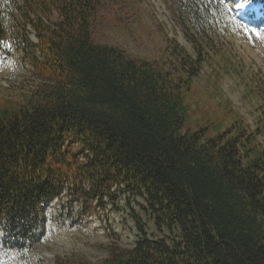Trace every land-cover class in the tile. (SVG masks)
I'll use <instances>...</instances> for the list:
<instances>
[{
	"label": "trees",
	"instance_id": "trees-1",
	"mask_svg": "<svg viewBox=\"0 0 264 264\" xmlns=\"http://www.w3.org/2000/svg\"><path fill=\"white\" fill-rule=\"evenodd\" d=\"M120 1L0 0L10 39L0 58L26 61L39 81L0 102V253L37 255L54 200L88 203L115 187L142 199L165 236L147 237L137 222L143 237L132 248L57 264H264V76L224 45L233 22L264 27V0H232L256 4L258 21L235 18L224 0H179L194 54L168 39L159 60L94 41L98 13ZM53 10L54 22L42 18ZM224 75L242 87L251 121L222 97ZM198 92L216 104L214 117L206 107L192 116Z\"/></svg>",
	"mask_w": 264,
	"mask_h": 264
},
{
	"label": "rangeland",
	"instance_id": "rangeland-1",
	"mask_svg": "<svg viewBox=\"0 0 264 264\" xmlns=\"http://www.w3.org/2000/svg\"><path fill=\"white\" fill-rule=\"evenodd\" d=\"M227 4L232 5L235 18L240 19L241 13L248 12H251L246 16L249 20H252V14L255 15L254 18L261 17L257 7L251 4L241 7L233 1H228ZM41 15L54 22L57 12L53 10L46 17ZM1 16L2 12V23ZM180 16L179 0H121L117 4L103 7L98 13L93 38L97 44L118 47L135 59L163 58V51L166 52L169 48L166 41L168 39L176 41L192 55L193 47L185 39ZM31 18L35 20L32 14ZM2 26L6 31L7 23L3 21ZM26 29L29 39L35 43L31 26H26ZM228 32V40L224 42V45L230 46L228 54L236 61L244 62L246 66L252 65L264 76V27L252 24L251 21L242 26L233 22ZM9 40L6 37L4 42ZM203 66L200 77L196 79V86L201 91L208 87L207 76L212 74L211 67L206 64ZM221 77L218 88L222 91V97L229 99L234 109L251 121L252 115L249 112L252 110L247 100L242 99V87L233 78L226 75ZM38 82L32 67L26 61L14 56L3 60L0 58V102L2 99L17 102L21 96L34 90ZM197 96L198 107H192V116L197 117L199 109L206 107L211 108L214 117L216 104L206 99L205 94L201 96L198 92ZM216 100L219 101L220 97L216 96ZM74 198L72 194H63L45 211L44 232L34 249L37 255L25 258L15 252H2L0 264H57L59 259L65 261L71 255L78 254L97 261L106 257V247L110 245H117L122 249L132 248L143 237L137 222L144 228L147 237L161 238L166 234L165 229L158 231L149 214L143 210L142 199L122 193L115 187L110 190L109 196H103L101 200L95 197L86 203Z\"/></svg>",
	"mask_w": 264,
	"mask_h": 264
},
{
	"label": "water",
	"instance_id": "water-1",
	"mask_svg": "<svg viewBox=\"0 0 264 264\" xmlns=\"http://www.w3.org/2000/svg\"><path fill=\"white\" fill-rule=\"evenodd\" d=\"M7 37L5 30L3 29L2 23H0V40H5Z\"/></svg>",
	"mask_w": 264,
	"mask_h": 264
},
{
	"label": "bare ground",
	"instance_id": "bare-ground-1",
	"mask_svg": "<svg viewBox=\"0 0 264 264\" xmlns=\"http://www.w3.org/2000/svg\"><path fill=\"white\" fill-rule=\"evenodd\" d=\"M3 15V14H2ZM2 17V16H1ZM3 18V17H2ZM4 42V41H3Z\"/></svg>",
	"mask_w": 264,
	"mask_h": 264
}]
</instances>
